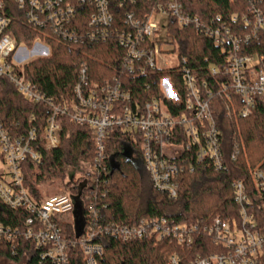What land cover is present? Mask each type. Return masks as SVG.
<instances>
[{"label":"built area","instance_id":"obj_1","mask_svg":"<svg viewBox=\"0 0 264 264\" xmlns=\"http://www.w3.org/2000/svg\"><path fill=\"white\" fill-rule=\"evenodd\" d=\"M13 1L27 23L38 30L53 31L63 41L73 43L83 38L90 41L113 38L122 48L123 55L120 70L99 84L88 83L86 67L83 66L72 90L73 103L56 105L26 81L22 67L27 52L25 57H17V51L23 49H19L16 40L6 33L9 20L0 15V78L10 82L27 101L34 105L43 104L49 110L39 141L34 128L18 136L0 119V204L6 209L24 210L28 214L15 227L0 224V243L10 246L12 256L30 243L41 261L69 264V249L76 247L82 251L85 264H98L103 255L100 239L112 237L122 242L169 240L182 249L196 248L200 252L193 257L171 255L166 264H260L264 250L263 170L250 172L254 192H250L241 180L232 183L235 214L215 215L194 223H177L163 217L140 219L132 225L102 223L98 209L90 203L87 206L89 198L79 196L81 213L76 227L72 197L61 193L37 203L24 186L23 168L28 161H39L37 144L46 151L60 148L62 118L68 117L74 124L87 126L94 139L92 163L80 166L84 172H76L80 173L76 179L83 177L75 185L79 193L87 184L95 185L102 175H106L111 158L116 161L117 153L109 159L105 157V140L114 131L125 137L120 156L124 147L129 148L131 159L138 161L137 167L148 176L152 189L169 200L179 197L182 176L192 173L196 167L225 171L210 103L217 94L229 99L230 91L242 102L238 117L248 118L256 100L264 101V56L240 55L242 44L264 34V17L259 8L261 0H249L253 29L243 36H233L224 26L205 29L197 18L185 12L182 0H152L151 11L142 18L125 13L124 28L120 30L114 29L112 11L127 4L134 5L138 0ZM80 6L90 9L85 37L76 34L78 30L74 25ZM155 14L165 19L171 17L180 26H193L211 38L216 47L225 50L226 46L227 63L221 69L210 68V72L213 76L221 72L228 81L218 85L215 92L199 83L188 69L181 66L184 60L175 53L165 31L166 24L160 27L151 21ZM243 22L250 23L246 18ZM162 32L165 34L163 39L160 38ZM36 42L33 49L36 52H32L34 58L48 55V46L41 40ZM164 44L171 45L173 50L162 49ZM172 53L177 66L169 68L164 54ZM14 59L22 63L15 64ZM254 60H257L256 64ZM179 66V83L170 76H160L156 90L152 92L147 86L142 93H134L132 80L123 78L142 77L150 71L171 70ZM84 209L86 214H83ZM71 215L73 221L66 222ZM62 223L72 226V236L64 232Z\"/></svg>","mask_w":264,"mask_h":264},{"label":"trees","instance_id":"obj_2","mask_svg":"<svg viewBox=\"0 0 264 264\" xmlns=\"http://www.w3.org/2000/svg\"><path fill=\"white\" fill-rule=\"evenodd\" d=\"M182 3L185 12L197 18L205 29L224 26L233 36H243L253 29L249 0H182ZM152 7V0H138L134 5L127 4L115 9L112 11L116 24L114 29L124 28L125 13H133L142 18ZM259 8L264 17V0H261ZM77 9L74 22L78 30L76 34L85 37L90 9L83 6ZM0 15L9 20L6 33L19 46L31 47L36 40L48 46L49 54L46 57L32 58L22 68L26 81L36 86L56 105L69 106L73 103L72 90L83 66L86 67L89 84L102 83L120 70L123 50L113 38L106 41L83 38L76 43L63 41L53 31L38 30L29 25L13 0H0ZM243 18L250 21L249 25L243 22ZM165 31L178 58L184 60L181 66L188 69L199 83L214 91L218 85L228 81L221 72L215 76L210 72V68L221 69L227 63L226 46L225 50L216 47L211 38L193 26H180L171 17L166 19ZM240 55L264 56V34L242 44ZM181 66L171 70L150 71L142 77L123 78L132 80L134 93H142L147 86L152 92L156 90L160 76H170L179 83ZM228 93L229 99L217 94L210 103L226 170L215 172L211 168L196 167L192 173H185L180 183L181 194L176 200H169L154 191L145 173L133 164L125 163L119 154L125 137L119 131L109 133L105 140V157L109 159L117 153L115 157L119 169L111 173L109 166L106 175H102L95 185L87 184L79 193L75 185L83 177L76 179L74 172L80 166L92 163L95 156L94 139L87 126L74 124L68 117L62 118L59 149L46 151L41 144L36 145L40 158L37 163L28 161L24 166V186L29 195L40 203L49 197L43 196L39 188L59 183L62 193L72 198L88 197L87 206L92 204L98 209L102 223L132 225L140 219L161 217L173 219L177 223H194L215 215L235 214L232 183L241 180L250 192H254L250 172L255 169L264 171V101L257 99L251 115L239 118L238 111L242 102L230 91ZM146 99V95H143V100ZM48 114L45 105L32 104L10 82L0 78V119L13 133L24 135L34 128L39 141ZM83 214H86L85 209ZM26 217V211L9 210L0 204V224L15 227ZM61 226L68 236H72L73 228L70 224L62 223ZM100 242L103 255L98 264H166L174 254L193 257L200 253L196 248L182 249L169 240L122 242L112 237H103ZM0 257L15 263L23 260L24 264H48L38 258L37 251L30 243L22 246L15 256H12L9 245L0 243ZM69 264H85L80 249H69ZM260 264H264V250Z\"/></svg>","mask_w":264,"mask_h":264},{"label":"rangeland","instance_id":"obj_3","mask_svg":"<svg viewBox=\"0 0 264 264\" xmlns=\"http://www.w3.org/2000/svg\"><path fill=\"white\" fill-rule=\"evenodd\" d=\"M151 21L152 22H155L156 24H158L160 27H163V26H165V24H166V19L164 18V17H162V16H160V15H158V14H155L153 17H152V19H151ZM162 31H164V30H162ZM164 36H165V34H164V32H162L161 34H160V38L161 39H163L164 38ZM38 42H34L33 43V45L31 46V47H28V46H25V45H20L19 46V49H23V50H18L17 51V53H16V55H17V57L18 58H23V57H25V54H26V52H27V56H26V58H25V60L23 61V62H27V61H29V60H31L32 58H34V56L32 55V52L34 53V52H36V49L33 51V49L36 47V44H37ZM167 43V42H166ZM162 49H164V50H166V51H172L173 50V48H172V46L171 45H169V44H164L163 46H162ZM49 54V53H48ZM47 56V55H46ZM45 56V57H46ZM164 60L167 62V66L169 67V68H174V67H176L177 66V60H176V57H175V55H174V53H172V54H164ZM21 60H16V59H14V63L15 64H19V63H22V62H20ZM257 63V60H254V64H256ZM132 164H133V166H135V167H137V165H138V161L136 160V159H133L132 160ZM138 170H139V168H138ZM84 172V170H82V169H78L77 171H75L74 173H76V172ZM73 173V174H74ZM75 176L76 177H78V176H80V173H76L75 174ZM76 181V180H75ZM83 184V181L82 182H80V185H82ZM39 191H40V193L43 195V196H45V197H52L53 195H56V194H61L62 193V189H61V186H59V183H54V184H51V185H45V186H42V187H40L39 188ZM65 221L66 222H68V221H73V219H72V215L71 216H69V217H67V219H65ZM24 262L25 261H20V262H17V263H15V262H10V261H6V260H4L3 258H1L0 257V264H24Z\"/></svg>","mask_w":264,"mask_h":264},{"label":"water","instance_id":"obj_4","mask_svg":"<svg viewBox=\"0 0 264 264\" xmlns=\"http://www.w3.org/2000/svg\"><path fill=\"white\" fill-rule=\"evenodd\" d=\"M130 149L127 147L123 148V151L121 153V157L124 159L125 163H131L132 164V159H131V155H130ZM119 169V163L117 161H115L113 158L110 159V170L111 173L114 171H117ZM78 196L73 197L72 200L74 202V212H73V216L75 218V226L77 227V224L79 222V220L77 219V217L79 216V214L81 213L80 210V205L78 202Z\"/></svg>","mask_w":264,"mask_h":264}]
</instances>
